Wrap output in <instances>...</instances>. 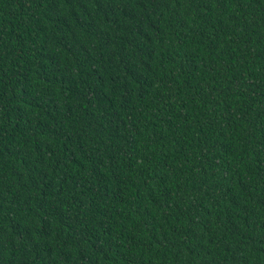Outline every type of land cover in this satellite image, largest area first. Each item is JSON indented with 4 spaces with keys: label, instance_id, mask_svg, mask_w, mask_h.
I'll list each match as a JSON object with an SVG mask.
<instances>
[{
    "label": "trees",
    "instance_id": "1",
    "mask_svg": "<svg viewBox=\"0 0 264 264\" xmlns=\"http://www.w3.org/2000/svg\"><path fill=\"white\" fill-rule=\"evenodd\" d=\"M0 264H264V0H0Z\"/></svg>",
    "mask_w": 264,
    "mask_h": 264
}]
</instances>
